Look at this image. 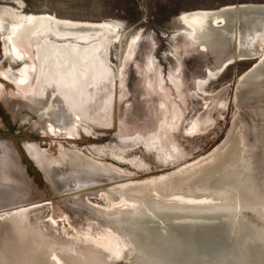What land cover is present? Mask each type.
I'll return each mask as SVG.
<instances>
[{
    "label": "bare ground",
    "instance_id": "6f19581e",
    "mask_svg": "<svg viewBox=\"0 0 264 264\" xmlns=\"http://www.w3.org/2000/svg\"><path fill=\"white\" fill-rule=\"evenodd\" d=\"M19 5L0 7V33L6 56L21 69L0 68V75L38 113L34 129L73 139L80 122L107 124L114 81L103 54L121 41L120 24L26 14ZM178 23L219 73L255 60L238 81L237 111L223 142L171 173L132 182L121 181L127 172L76 150L64 152V162L51 161L37 143H25L52 193L65 197L60 202L98 223L92 236L50 221L48 206L33 203L44 194L13 152H1L0 264H264V5L185 12ZM139 40L140 34L128 40L129 59ZM136 75L129 77L126 64L119 71L125 99L138 91L146 97L152 88L141 80L149 68ZM222 94L211 97L219 101ZM210 105L188 135L206 130ZM137 106L125 109L143 113L145 103ZM161 117L164 137L170 122ZM96 193L106 206L89 202Z\"/></svg>",
    "mask_w": 264,
    "mask_h": 264
},
{
    "label": "rangeland",
    "instance_id": "374dc122",
    "mask_svg": "<svg viewBox=\"0 0 264 264\" xmlns=\"http://www.w3.org/2000/svg\"><path fill=\"white\" fill-rule=\"evenodd\" d=\"M13 2L21 3L19 6L24 7L26 14H50L79 22L113 21L122 28L121 41L107 46L103 54L114 81L112 103L104 112L107 124L80 122L78 134H74L73 139L40 135L34 129L35 122L40 119L38 113L32 112L14 85L4 82L0 75V155L2 152L7 156L10 151L16 155L27 178L39 193L44 194L33 203L47 205L44 214H48L53 223L66 225L79 235L92 236L100 231L96 221L87 220L82 213L77 214L71 206L60 202L65 197L52 193L50 185L28 156L25 143H37L46 150L51 161L64 162V152L76 150L127 172L128 179L121 181L132 182L171 173L210 153L225 139L237 111L238 81L255 60L238 62L219 73L211 54L203 53V47L197 42L192 46L188 44L178 18L185 12L216 10L228 5H264V0H0V7H11ZM138 34L140 40L129 59L127 42ZM231 49H234V43ZM12 62L5 54L0 33V68L21 69V65ZM124 63L130 78L142 69H150L149 78L141 79L152 86L147 90L148 96L133 91L137 94L132 93L131 100L122 97L118 74ZM220 91H223L221 100L214 98V101L211 96H217ZM138 100L145 103L143 113L125 109L133 103L138 108ZM210 103L213 107L206 120V130L188 135V126H192L197 118L206 117ZM163 114L170 122L163 132L167 137L160 136ZM89 202L107 205L99 193L90 196Z\"/></svg>",
    "mask_w": 264,
    "mask_h": 264
},
{
    "label": "snow or ice",
    "instance_id": "6c2138e0",
    "mask_svg": "<svg viewBox=\"0 0 264 264\" xmlns=\"http://www.w3.org/2000/svg\"><path fill=\"white\" fill-rule=\"evenodd\" d=\"M221 107H223V105H221ZM0 219H3V217H0ZM114 255L116 256L117 259L119 258V253L118 252L114 253Z\"/></svg>",
    "mask_w": 264,
    "mask_h": 264
}]
</instances>
